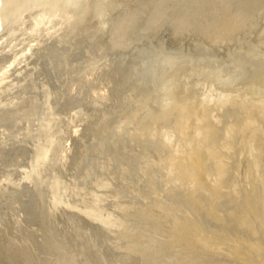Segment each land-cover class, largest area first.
<instances>
[{"label":"rangeland","instance_id":"rangeland-1","mask_svg":"<svg viewBox=\"0 0 264 264\" xmlns=\"http://www.w3.org/2000/svg\"><path fill=\"white\" fill-rule=\"evenodd\" d=\"M0 264H264V0L5 22Z\"/></svg>","mask_w":264,"mask_h":264},{"label":"bare ground","instance_id":"bare-ground-1","mask_svg":"<svg viewBox=\"0 0 264 264\" xmlns=\"http://www.w3.org/2000/svg\"><path fill=\"white\" fill-rule=\"evenodd\" d=\"M28 4V0H0V29L5 22L9 21L11 18L17 16L23 11L25 6ZM185 106H180V110H185ZM183 126V125H182ZM193 165L196 171L201 170L202 162L200 157L193 158ZM192 170H188L187 173L189 176L192 175ZM225 172V164L219 161L218 164V174L219 176L223 175Z\"/></svg>","mask_w":264,"mask_h":264}]
</instances>
